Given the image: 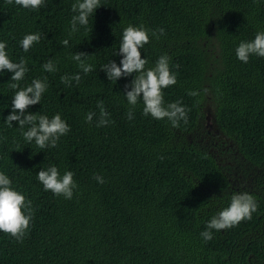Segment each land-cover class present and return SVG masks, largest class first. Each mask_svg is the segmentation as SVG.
Masks as SVG:
<instances>
[{
  "label": "trees",
  "instance_id": "1",
  "mask_svg": "<svg viewBox=\"0 0 264 264\" xmlns=\"http://www.w3.org/2000/svg\"><path fill=\"white\" fill-rule=\"evenodd\" d=\"M73 3L25 9L0 0V42L28 69L16 83L47 78L40 104L27 112L59 114L70 127L55 148L25 141L15 122H5L17 90L12 73H0V172L34 213L22 242L0 232V264H264V57L245 64L235 54L264 31V0H100L87 26L69 35ZM130 24L149 32L146 68L170 57L177 83L163 90L164 103L180 101L186 123L145 116L142 100L129 120L125 85L135 74L109 81L100 70L110 60L119 66ZM35 33L39 43L25 52L20 41ZM76 52L90 56L93 71L79 68ZM49 59L51 73L42 68ZM76 74L79 83L61 82ZM100 102L109 123L97 127ZM48 166L74 173L72 199L44 190L36 175ZM239 192L256 200L252 218L204 241L206 223Z\"/></svg>",
  "mask_w": 264,
  "mask_h": 264
},
{
  "label": "clouds",
  "instance_id": "2",
  "mask_svg": "<svg viewBox=\"0 0 264 264\" xmlns=\"http://www.w3.org/2000/svg\"><path fill=\"white\" fill-rule=\"evenodd\" d=\"M12 3V0H8ZM45 0H15V4L25 9H38L43 6ZM100 0H75L71 10L75 15L70 21L71 31L69 35L76 33L79 29L77 25L87 26L89 17L100 8ZM159 34L164 35V29H159ZM152 35H156L153 32ZM40 34H27L20 41L22 49L27 52L34 43H39ZM150 42L149 32L143 26L128 25L122 33L119 50L116 55L121 56L119 66L113 60L101 66L100 70L106 74L109 81H117L122 77L126 78L135 74L130 84L125 85V98L131 106L128 112V119L134 118L133 109L138 102H143V114L151 116L156 120L167 119L173 127H178L179 122H187V111L180 101L164 103L163 90L177 83V76L170 70L168 55H161L155 62V66L146 68L148 61L142 58L141 49ZM68 45V40L61 42ZM7 43L0 42V73L7 70L12 73L10 87L15 91L12 96L11 114L6 117L5 122L11 127L15 122L22 133L25 141L35 144L44 149L46 147L55 148L60 138L70 131V127L59 114L49 118L47 115L32 114L27 112L30 106L40 104L42 95L46 92L48 84L47 78L43 80L36 78L29 86L20 88L19 82L24 79L28 71L23 58L13 62L6 52ZM236 57L243 63H248L250 56L264 57V31L257 32L251 41H241L235 49ZM90 57L83 52H76L71 58L77 62L79 68L85 73L93 71V66L85 62V58ZM178 67V65L176 66ZM45 72L56 71V64L49 59L42 65ZM79 74L74 76H62L61 82L71 87L74 80L79 83ZM207 92V89H205ZM197 91L189 92L191 96H198ZM100 108V118L97 127L106 126L109 123L108 113L104 109L102 102L98 104ZM96 114L89 112L86 114V122L91 123ZM38 181L43 185L45 191H51L56 196H63L65 199H72L74 189L78 185L74 181V173L66 171L62 176L56 166L41 168L36 175ZM94 179L103 184L102 176L95 175ZM257 202L254 197L247 192L234 193L231 196L227 207L218 211L206 223V230L200 235L204 241L213 239L212 230L230 229L244 220H250L252 213L257 210ZM33 209L31 200L26 199L21 192L14 190L12 181L7 175L0 172V232L12 236L17 241L24 239L30 223L33 219Z\"/></svg>",
  "mask_w": 264,
  "mask_h": 264
}]
</instances>
